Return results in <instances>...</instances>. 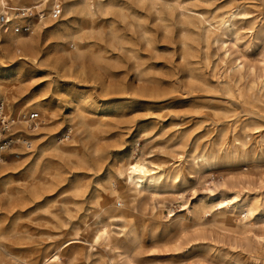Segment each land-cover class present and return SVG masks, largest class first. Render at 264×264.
I'll use <instances>...</instances> for the list:
<instances>
[{"label":"rangeland","instance_id":"374dc122","mask_svg":"<svg viewBox=\"0 0 264 264\" xmlns=\"http://www.w3.org/2000/svg\"><path fill=\"white\" fill-rule=\"evenodd\" d=\"M35 1L42 14L34 22L38 26L34 33H17L35 35L31 48L10 45L0 24V101L10 115H41L35 131L28 132L25 122L13 129L30 136L33 149L16 144L2 160L7 168L0 176V196L4 187L21 189V196L0 209V264H14L11 252L38 263L58 251L54 264H110L111 257L124 262L127 252H100L82 241L101 221L136 264H234L256 257L264 262V204L235 226L212 221L227 201L211 206L222 181L237 189L233 201L252 205L255 196L264 199V158L204 165L199 157L203 150L217 153L223 133L232 139L234 127L244 137L248 125L257 137L251 119L264 123V114H254L257 108L226 87L242 74V82L253 81L263 96L264 0H102L104 13L94 5L92 15L85 0H60L58 19L50 17L53 0ZM233 9L241 12L236 43L234 35L213 26ZM74 42L82 54L68 60L65 50H73ZM236 59L243 62L242 73ZM39 102L50 113L38 110ZM41 123L45 127L39 129ZM75 123L78 129L70 131ZM55 145L67 151H51ZM44 149L49 151L44 164L36 168ZM134 156L161 168L175 166L181 176L133 196L119 170ZM38 167L44 172L32 175ZM56 167L61 180L47 191ZM33 182L40 186L38 197L24 189ZM106 201L121 203L125 215L102 207L96 219L94 212ZM187 205L192 214L185 215ZM131 220L139 242L129 233Z\"/></svg>","mask_w":264,"mask_h":264},{"label":"bare ground","instance_id":"6f19581e","mask_svg":"<svg viewBox=\"0 0 264 264\" xmlns=\"http://www.w3.org/2000/svg\"><path fill=\"white\" fill-rule=\"evenodd\" d=\"M14 1L16 2L17 0H0V6H2L1 4H4V5H10L11 7H14V8L15 7L32 8V7H36L34 5L37 4V2L35 0H23L24 4H22V5L15 4ZM94 5H95V7H94ZM85 6L87 7V13L91 14V15L96 13V12H93V7L94 8L97 7L98 8L97 10L102 11V12L104 9L102 0H94V1L85 0ZM42 11H43V9H42ZM104 11H105V9H104ZM225 13H222L221 16L220 15L218 16V19L215 20L216 25H213V26H214L215 30L218 31L222 35H224V34H226L227 36L231 35V37L234 35L235 36V42L234 43H236L238 40V37H237V31H236L237 29H236L235 21H236L237 15L240 14L241 12L238 9H233V10H230L227 15H225ZM43 15L45 18V13H43ZM34 24L38 26L39 22L37 21ZM10 28L11 27H9L8 29L4 28V30H6L5 31L6 36L10 39V42H9L10 45H13L16 49H23V50H25L26 48H31L33 46V43L35 41V35L34 34H30L27 37H22L19 34H17V32L15 33V31H11ZM12 32H14L16 35H14ZM31 33H34V30ZM226 41H227V38L224 39L223 42H226ZM73 46H74L73 50L72 49H66L65 50L67 55H68V57H67L68 60H73V58H72L73 54H77L79 57L82 54L81 48L75 42L73 43ZM26 54H27V52H26ZM236 60H237V68L242 73L243 62H242V60H239V61H238V59H236ZM263 63H264V61H263ZM230 71H231V69H229L228 73ZM251 71L254 72V68L253 69L251 68ZM243 78H244V76L241 74L240 78L237 82L226 83L227 89L234 95L235 98L242 100L246 104H250L254 108H257V111L253 112L254 114L257 115L259 112L261 114H264V93H263V96L258 94L256 92V89H255V86H256L255 83L252 81L250 84L246 85V83L242 82ZM228 79H229L228 81H231L230 77ZM261 86H263V88H264V78L261 81ZM5 89L8 90L7 85L5 86ZM255 100H257V101H255ZM36 108L38 110L43 111L44 113H47V112L50 113V109H48L45 106V104H41L40 102L36 103ZM13 115L16 119V124L14 125L13 129L14 128L16 129V128H19L20 127L19 125L23 124L22 122H24V121L19 117L18 113H13ZM80 115L82 116V114H79L78 116L80 117ZM81 119H82V117H81ZM81 121H83V120H81ZM251 121H252V127L251 128L253 130H255L256 132H258L257 137L254 135L255 133H253V132L249 133L248 132V129H247L248 125L245 127L246 131H244V137L237 135V132L235 131L236 127H234V129H233L234 134H233L232 139L226 138V133H223L222 140L220 142L221 146L219 147L217 153H212L208 150L202 151V153L199 155V157L201 159L200 160L201 163H203L204 165H212L216 161L221 162V163H236V162H241V161L246 162L247 160H250V159L256 160V159L264 158V123L260 122V120L256 119V117L252 118ZM84 123H83V125H84ZM77 124L78 123L72 124V127L69 130L70 131L77 130L78 129ZM25 126H26V130H28V132L35 131L37 128L36 127L35 129L32 130V129H29L27 127V124ZM43 127H45V124L41 123L39 126V129H41ZM15 133H21V132H15ZM253 136H254V138H252ZM246 137H249V139H245ZM67 148L68 147H62V146L55 145L51 149V151L53 150L56 153H65L67 151ZM48 149H50V147ZM48 149L42 150L39 153V155L37 156L36 160L33 163L34 166H36V168L38 165L40 167L41 165L44 164L43 163L44 162L43 155L45 154L44 152H46V150L48 151ZM4 157H3V159H4ZM194 157L196 158V163L200 164V162L198 161L199 159L197 158V155H195ZM2 160L0 162L1 163V165H0V176L4 173V171L7 168L6 160H4L3 162H2ZM150 161H148V159L146 157H143V156H134L133 158L130 157V159H128L126 162L124 161L125 163L123 164V167H121L119 170L120 174H122V173L124 174L126 185L129 186L130 189L133 190V192H132L133 196L138 195L140 192H142L145 189L156 190V189H158V187L161 185L162 182H164V181L175 182L181 176L180 170H176L175 166L161 168L158 165L156 166L155 164H152ZM42 170H40V168L38 169V171L33 169L31 174L33 175L35 172L40 174V173L44 172ZM50 172H51V170H50ZM50 174L52 175V178H51V181H49L50 186H48L47 191H52L57 187V185L59 184V181L61 180L62 172L58 167H56V168H54L53 172H51ZM216 186H217V188L215 191H213L215 193L212 194V198L216 197L217 199L212 200L211 206H215L217 204H223L225 201H227V203L223 204L224 206L222 207V209L217 211L218 212L217 214H219V215L217 216V218H213L212 221H216L217 223H221L224 226H235L238 223L239 218L249 217L250 215H252L254 213L255 210H257L262 204H264V199L261 197L259 198V196H255V200L257 202L254 201L255 203H253L252 205L247 204V203L242 202V201H239V202L233 201L239 197V193H238L237 189L235 190L233 188V186L230 188L228 186L227 181H222V182H220V184H216ZM24 189L27 191H30V193H33V195L36 194L35 196H37V197L41 195L40 194V186L34 182L30 183V185L25 186ZM69 189L71 191H78V188L76 186L75 187L71 186V187H69ZM230 190H234L232 193V196L227 195V192L229 193ZM63 191H68V189L62 190L61 192H63ZM19 196H21V189H17L16 191H14L10 188L8 189V188L4 187L3 193L0 196V209L2 208V205L4 203L11 201L13 199H17ZM133 200H134V198H133ZM133 200H132V202H133ZM119 204L120 205L118 206L117 201H116L114 206H112V205L108 206V203L106 201V202L102 203L101 210H99L98 212L95 211L93 216H95V218L98 219V217L100 216L99 213L103 210L102 207L103 208L105 207V209L109 210V211L111 210V211L116 212V211L120 210L119 216L125 215L124 210H122V208H120V206L122 204L121 203H119ZM205 208H206V206H204V208L202 210V212H204V213L206 212ZM193 211H194V209L191 208L190 206L187 205L185 207V212H186L185 215L192 214ZM106 213H108V212H106ZM132 215H133V212H132ZM195 216H196V214H195ZM90 219H92V218H90ZM101 222H100L98 227H96L97 226L96 225V226H94L96 228L95 229L93 228L91 230L90 239L89 238L88 239L83 238L82 241L90 242L91 249L94 248V246H96L95 249L100 251V252L116 251V253H118V255H121L123 252L128 253L125 256L126 260L124 262H119V261L115 262V258L111 257L110 264H136L134 259L130 257L129 252L121 249L122 246L119 243V239H117L115 236H113L110 233V231L112 229L110 230L108 224H104ZM195 224L198 226H201L203 224V220H202L201 215L196 218ZM90 225H92V224H90ZM183 230H184V228H183ZM129 233L133 237L134 242H139L138 227L136 226V224L132 220L129 223ZM128 237L131 238L130 236H128ZM75 239H76V237H75ZM68 240L69 239L66 238L65 242ZM1 246L4 247V245H2L0 243V248H1ZM64 246H66V245H64ZM67 246H68V244H67ZM125 248H127V247H125ZM127 250H128V248H127ZM8 253H9V251H8ZM16 254H14L12 252L9 253V256L11 257L12 262L14 264H54V263H57L58 260H60L59 251L55 252L53 254H47V255L43 256V258L38 263H34L30 259H26V258L21 257L23 255L19 256ZM100 256H102V255H100ZM251 256H253V255H251ZM234 264H264V262L259 261L258 258L256 257V258L251 259L250 262H244V261L238 260V261H235Z\"/></svg>","mask_w":264,"mask_h":264},{"label":"built area","instance_id":"2783aa9c","mask_svg":"<svg viewBox=\"0 0 264 264\" xmlns=\"http://www.w3.org/2000/svg\"><path fill=\"white\" fill-rule=\"evenodd\" d=\"M62 12V1L53 0L50 8V17L52 19H58ZM41 18L42 14L36 7L14 8L10 5L3 4L2 10L0 11V24L5 29L11 27V29L17 33L31 32L35 20H40ZM19 117L27 124V127L32 130L35 129L41 121L39 111L20 113ZM15 124V117L7 112L5 103L0 101V162L6 155V151L16 144H22L27 151L33 149V140L30 136H24L23 133H15L13 131Z\"/></svg>","mask_w":264,"mask_h":264}]
</instances>
